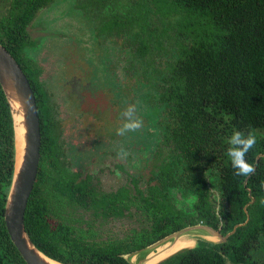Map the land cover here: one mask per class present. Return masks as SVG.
<instances>
[{"label": "trees", "instance_id": "trees-1", "mask_svg": "<svg viewBox=\"0 0 264 264\" xmlns=\"http://www.w3.org/2000/svg\"><path fill=\"white\" fill-rule=\"evenodd\" d=\"M58 2L0 0V43L25 73L40 122V159L24 213L34 244L65 264H130L126 253L203 223L223 235L236 227L223 242L199 239L158 264H264V0H66L73 10L64 23L86 28L96 44L113 40L116 63L123 61L128 76V108L136 111L138 96L149 108L141 121L153 127L138 139L167 150L151 173L129 165L128 187L109 193L95 187L91 175L68 170L60 120L28 53L35 41L26 27ZM236 130L256 137L245 156L254 166L247 175H238L228 156ZM13 140L0 85V264H27L4 223ZM171 189L193 198L191 209L176 207ZM124 210L138 227L102 238L97 218L120 217Z\"/></svg>", "mask_w": 264, "mask_h": 264}, {"label": "flooded vegetation", "instance_id": "flooded-vegetation-1", "mask_svg": "<svg viewBox=\"0 0 264 264\" xmlns=\"http://www.w3.org/2000/svg\"><path fill=\"white\" fill-rule=\"evenodd\" d=\"M46 9L47 8L44 10ZM61 26H64V30L60 32L55 30L58 34H62V36H60L61 39L58 36L50 37L48 35L47 38L42 36L38 43L34 40V45L28 50V53L31 55L32 59L36 61L31 52L32 48H38L44 42H47L49 44L60 45L64 51L65 49L67 52L69 51V56L72 57L69 59L68 56L67 60L71 63H67L72 64L73 58L75 56L77 58V60L75 58L76 62L73 63L75 72L71 73V75L61 77L59 74L60 69H56L58 70V76L62 78L59 79L58 77L55 80V82H57L56 85L60 90L59 94L61 104L63 105V108H67L70 112H72V114H74V116L69 115L68 120H62L59 117V114L61 113L59 111L60 107L58 106V103H55L52 100V97L46 88L47 83L44 81L46 79L41 78L42 67L36 61L38 66L41 68L39 79L44 82L50 104L54 107L52 108V111L60 120V137L65 142L66 148L69 152L68 161L71 162L70 165H67L68 170H78L82 176H86L88 174L91 175L93 185L106 193L116 191V189L121 186L128 187V181L131 178L128 176V166L130 165L131 167H135L139 170L143 169V171L146 170L145 173H151L153 170L158 169L157 167L162 162H165V160H163V156L167 155L166 146L164 147L163 144L151 143L149 142L150 138L148 137H146V139L144 138L143 142L140 141L141 139H138L143 136L141 134L142 132H146L153 127L151 122L148 120L142 121L141 127L135 130H129L124 135L118 134L117 129L120 128L127 119L123 113L128 108V83L126 81L128 76L126 77L124 72L119 80L118 75L115 73L118 66V63H116L117 57L115 53L114 58H111V54L113 50L117 51V48L109 46L113 43V40L108 38L109 40L105 42L109 47L106 45L103 46L102 42L96 44V38H94L93 35L88 41L89 38H86L88 34L87 36H82V34L80 35V32L77 31V27L72 25L69 26L68 21ZM69 35H71L72 38H70ZM43 38L45 40H43ZM64 39H67V41H64L63 44H61V40ZM93 39L95 40L94 44L91 43ZM81 61L85 63V67L80 65ZM114 63L115 68H112ZM93 102L95 105L92 104ZM144 102L145 101L143 100V107L139 111L141 113L140 115L136 111L133 112L134 117L139 118L140 120L143 115L146 116L149 113V108L147 105H144ZM89 113L94 115V117L91 115L88 116ZM88 117L91 118L90 121ZM69 120L71 122V126H66V123ZM93 126H97L98 128L96 130H92ZM72 133L78 136V141H82L85 145H87L85 150L83 149L81 151L80 149H77L72 153L73 148L79 147L77 145H73L72 143H67V135H71V139L74 138ZM128 133L132 136L129 137ZM136 135L137 137H135ZM137 141L140 142L138 143ZM148 142L151 144L148 145ZM77 143L81 144V142ZM78 150L79 154H74ZM146 153L149 154L146 155ZM91 156L98 161L97 165L93 164L90 158ZM94 169H97V171L100 170L101 172L102 169H104V171L107 170L113 175L118 174V171L120 173H126L128 181L124 184L120 183L115 190H103L100 188L103 173L100 174ZM130 171L132 172V168ZM143 181L145 182V180ZM216 191L217 190L215 188H211V192L216 200L215 209L218 211L219 196ZM170 193L173 195L176 207H180L184 210L191 209L193 198L181 197L180 193L175 189H171ZM133 209V207L130 208V210ZM120 218L127 219L129 221L133 220L132 226L138 227L134 217L128 218V210H124V215L120 217L108 219L98 217L97 223L100 224V222ZM101 232L102 234H105V237L102 238H106L108 236L106 234L107 232H110L113 237L120 236L116 234L112 228H106Z\"/></svg>", "mask_w": 264, "mask_h": 264}, {"label": "water", "instance_id": "water-1", "mask_svg": "<svg viewBox=\"0 0 264 264\" xmlns=\"http://www.w3.org/2000/svg\"><path fill=\"white\" fill-rule=\"evenodd\" d=\"M0 85L9 104L13 122L14 164L4 207V223L8 235L27 264H65L40 250L31 240L24 225V213L32 191L40 159V122L34 91L22 68L10 52L0 43ZM250 195V190H249ZM251 197L250 202H253ZM233 229L223 235L206 224H195L174 231L145 248L126 253L130 264H158L163 260L194 247L197 240L223 242ZM197 232L196 240L175 246L185 234ZM166 250L150 253L155 244L168 242ZM146 252H149L146 255ZM146 255V256H145Z\"/></svg>", "mask_w": 264, "mask_h": 264}, {"label": "rangeland", "instance_id": "rangeland-1", "mask_svg": "<svg viewBox=\"0 0 264 264\" xmlns=\"http://www.w3.org/2000/svg\"><path fill=\"white\" fill-rule=\"evenodd\" d=\"M62 3L58 2L56 7L57 9H53L54 7H52L51 9H42L39 11V13L35 16L34 20L28 24V26L26 27L27 32L30 35V38L32 40H35L37 43L39 42V39L42 38V36H44V38H47V36L49 35L50 37H55L58 36L60 39L62 36V34H58V32L64 30L63 27L61 26L62 24H64L63 22V18H69V13L71 14L72 12V7H70L68 4H66V0H61ZM63 8H65V11L63 10ZM67 9V11H66ZM43 11V12H42ZM62 15V16H60ZM69 15V16H68ZM77 18V17H75ZM57 30L58 32H55V30ZM77 29L80 30V33L82 34V36H84L86 33H84L83 30L87 31L86 28L82 29L77 27ZM82 29V30H81ZM88 32V31H87ZM72 34V33H70ZM70 38L71 35H69ZM92 34L90 32H88V36L86 38H89L88 41L91 39ZM43 38V40H45ZM63 44V42L67 41V39L61 40ZM92 44L95 43V40L93 39L91 41ZM66 45V44H65ZM108 45V44H107ZM64 46V45H63ZM109 47V46H108ZM117 50V49H116ZM33 57H35L37 63H39V65L42 67V71H41V78H44L46 80H44L47 83V90L49 92V94L52 97V100L55 103H58V106L60 107L59 111L61 112L59 114V117L62 120H68L69 115L70 116H74V114H72V112H70L67 108H63V105L61 104V100H60V94H59V88L56 85L57 82H55V80L59 77L57 74L56 70L57 68L60 69L59 70V74L61 77H67L69 75H71V73L75 72V68H74V64L75 58L76 56L73 58L72 64H70L71 62L69 60H67L68 56H69V51L67 52L66 49L65 51L61 48L60 45H56V44H49L47 42H44L40 47L38 48H32L31 50ZM78 52V51H77ZM116 53V56L118 54V50L117 51H112L111 54V58H114V55ZM75 55V53H74ZM121 56V55H120ZM122 56H125L124 54ZM72 56H69V59H71ZM77 60V58H76ZM70 62V63H67ZM65 63V64H64ZM87 63V62H86ZM80 65L85 67V63L83 61L80 62ZM124 64L123 62H121V64H118L117 68H116V74L119 77V80L124 72V68H123ZM56 70V71H55ZM61 77H59V79H62ZM54 84V85H53ZM143 91L139 90V93L141 95ZM139 100V96L138 99L136 100V106L135 110L138 114H141L139 111L141 110V108L143 107L142 104H139L138 102ZM92 104L95 105V103L93 102ZM106 114V113H105ZM91 114L89 113L88 116H90ZM103 115V114H101ZM94 117V115H91ZM105 118H107L106 116H104ZM89 121H90V117H88ZM66 126H71V122L70 120L66 123ZM98 127L97 126H93L92 130H96ZM72 136L74 138H70L71 135H67V143H72L73 145H77L79 147H75L72 149V153L77 150L80 149L81 151L85 148H87V145H85L82 141H78L77 138L78 136L72 133ZM77 142H81L77 143ZM151 143H149L148 145H150ZM74 154H79V150L76 151ZM149 153H146V155H148ZM91 161L93 162L94 165H97L98 161L95 160L94 157H90ZM95 171H97V169H94ZM98 173L102 174V178H101V189L106 190V191H110V190H115L117 188V186L120 183H126V181H128V176L126 173H120L118 171V174H111L109 173L107 170L104 171V169H102V172L100 170L97 171ZM119 175V176H117ZM101 176V175H100ZM133 224V220L129 221L127 219H112V220H107L106 222H100L99 224V228L100 230H104L106 228H112L113 231L118 234L121 235L126 229H129ZM197 235H199V233L197 232H193L185 234V239L184 242L185 243H189L190 241H193L191 238H193L194 240H196ZM101 237H105V234H102ZM191 237V238H190ZM171 240H169L166 243L157 245L155 244V248H151V252L150 253H155L157 250H166V247L168 246V244L170 243ZM190 245V244H189ZM179 246V245H178ZM186 246V245H185ZM165 249V250H164ZM149 252H146V255H148ZM145 255V256H146Z\"/></svg>", "mask_w": 264, "mask_h": 264}, {"label": "clouds", "instance_id": "clouds-1", "mask_svg": "<svg viewBox=\"0 0 264 264\" xmlns=\"http://www.w3.org/2000/svg\"><path fill=\"white\" fill-rule=\"evenodd\" d=\"M123 115L127 117L122 126L117 129L119 135H124L129 130H135L142 125L139 118L134 117L133 108H127ZM231 147L228 150V156L231 165L237 170L238 175H247L254 171V166L245 159L248 151L255 145V135L249 133L245 135L239 130L234 131L228 140Z\"/></svg>", "mask_w": 264, "mask_h": 264}, {"label": "bare ground", "instance_id": "bare-ground-1", "mask_svg": "<svg viewBox=\"0 0 264 264\" xmlns=\"http://www.w3.org/2000/svg\"><path fill=\"white\" fill-rule=\"evenodd\" d=\"M186 237H182V238H180L176 243H175V246L177 247L178 245H186L185 244V242H184V239H185ZM192 241H190L189 243H191ZM189 243H187V244H189Z\"/></svg>", "mask_w": 264, "mask_h": 264}]
</instances>
